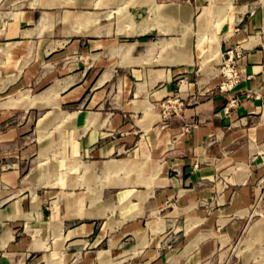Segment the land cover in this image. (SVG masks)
Here are the masks:
<instances>
[{
    "label": "crops",
    "instance_id": "1",
    "mask_svg": "<svg viewBox=\"0 0 264 264\" xmlns=\"http://www.w3.org/2000/svg\"><path fill=\"white\" fill-rule=\"evenodd\" d=\"M78 1L0 0V264H221L211 253L257 208L247 237L261 217L263 242L250 247L252 264H264V0H230L218 55L201 61L210 39L197 43L194 30L192 61L171 63L157 59L184 37L190 0H154L155 17L127 9L131 0ZM232 47L241 77L222 89L210 60ZM175 98L180 109L163 116ZM53 109L58 125L72 120L79 153H114L113 167L136 162L151 177L97 188L84 174L60 185L24 180V142ZM84 184L86 197L55 189ZM116 186L127 188L99 203Z\"/></svg>",
    "mask_w": 264,
    "mask_h": 264
},
{
    "label": "rangeland",
    "instance_id": "2",
    "mask_svg": "<svg viewBox=\"0 0 264 264\" xmlns=\"http://www.w3.org/2000/svg\"><path fill=\"white\" fill-rule=\"evenodd\" d=\"M124 0H118L117 5ZM158 2H167L171 0H157ZM181 2L182 0H176ZM211 1V6L210 5ZM137 2L139 0H131L126 4V8L134 13H141L143 16L155 17V11L158 10L160 12L162 6L155 3L153 0L151 4V8L147 4H141L137 7ZM191 4L194 6V14L188 17V20L185 22L183 26L181 24L180 29L184 34L183 38L180 39H170L168 41V45L170 47V52L168 55L163 56V58H158L157 61L162 62H179V61H192V49L194 47L193 39L196 37L194 34V30L197 34V43H199L204 36H208L210 39V47L207 51L203 52L201 61L203 62L208 56H215L220 53L218 47V39L219 37L216 35L215 30L220 27V24L225 21L228 6L230 5V0H203L201 3H196L195 0H190ZM78 4H81V0L78 1ZM207 5V6H205ZM103 6V5H102ZM205 6V7H204ZM61 8L62 6H58ZM203 7V8H201ZM81 9V7L79 6ZM202 9V10H201ZM124 10V9H123ZM192 18V19H191ZM158 25V24H157ZM134 25L131 27L133 28ZM148 30H154L156 28L163 29L164 32H171L174 30L171 26L161 27V26H153L147 25L145 26ZM183 29V30H182ZM154 36V35H153ZM192 39V40H191ZM196 49V47H194ZM235 49V47H232ZM230 49V48H229ZM166 50V48H165ZM228 50V49H227ZM223 51V54H220L218 59L211 58L210 62L215 67L214 68V76L216 78H221L223 76V69L225 67L226 61V51ZM166 53V51H165ZM170 54H178L181 57L179 59L170 58ZM237 56V55H236ZM234 57L233 61L236 65ZM193 68L198 69L199 62L198 56H193ZM215 61V63H213ZM203 67V65H201ZM237 66V65H236ZM238 67V66H237ZM194 73V72H193ZM199 73V71H198ZM220 79V81H221ZM220 83V82H219ZM57 89L53 91L56 93ZM52 93V94H53ZM172 103L171 99L164 100L162 104V115H168L173 110L168 107ZM70 109V108H68ZM179 110V109H178ZM44 109L38 110L36 116L39 117L43 113ZM54 109L52 110V114L47 115L42 121L35 123L36 130L34 131V135L31 139H27L24 144L28 143L30 146L29 152L25 153L21 158V164H23V175L24 180H37L39 185H60V181L62 180H78V177L81 174H84V177H81L80 181H88L90 180V186L97 188L96 180L99 182L107 183L108 180L117 181V180H141L147 179L151 177L152 171L147 169L145 166L142 167V164L131 165L126 168L122 167H113V160H110L111 157H114V153H102V154H91L85 153L81 154L78 152V148L80 146L81 138L80 136H74L72 134L71 128L73 127V122L70 119L62 120V122L54 121L55 115ZM165 114V115H164ZM61 118V116H59ZM46 126V130L43 132L42 127ZM45 135H41L44 134ZM46 147V148H45ZM120 155V154H119ZM81 159L80 161H77ZM69 160L70 165L66 163ZM86 164V165H85ZM85 165V166H84ZM86 167V168H85ZM155 169V168H154ZM84 178V179H83ZM44 182H43V181ZM95 183V184H93ZM145 184L137 183L136 188H143ZM127 187L116 186L110 188H104L100 190L101 199L99 203H103L102 199H106V197L115 193V197H118L124 189ZM55 189L60 190H73L79 196H89L88 184H84L81 187L76 189H70L65 186H57ZM75 196V195H74ZM75 198V197H74ZM83 207L85 209H89L91 207L89 205V201L85 199L83 203ZM257 207H253L250 209H255ZM260 210V211H257ZM261 209H255V214H247L237 220L235 223L237 229H235L233 236L229 239V243L222 247V250H218V252L223 251L222 254L217 255V253L212 252L211 255L214 258L219 259L221 264H230L232 261L242 262L244 260H248L252 264L251 260V252L252 248L250 247L251 242H259L262 244V233H261V217L258 219L255 224L252 226V230L254 231V236L247 237L250 235L249 224L252 223L257 217L256 213H262ZM101 220V219H100ZM238 250L236 254L235 251Z\"/></svg>",
    "mask_w": 264,
    "mask_h": 264
},
{
    "label": "built area",
    "instance_id": "3",
    "mask_svg": "<svg viewBox=\"0 0 264 264\" xmlns=\"http://www.w3.org/2000/svg\"><path fill=\"white\" fill-rule=\"evenodd\" d=\"M227 57H226V63L225 67L223 69V76L219 87L222 89H226L231 87L233 84L238 82L241 77V70L239 67H237L233 61L234 57L238 54V49L235 47V49L230 48L226 51ZM172 103L168 107V110L171 109L173 111L180 109L182 102L178 99H172ZM165 115V114H164Z\"/></svg>",
    "mask_w": 264,
    "mask_h": 264
}]
</instances>
